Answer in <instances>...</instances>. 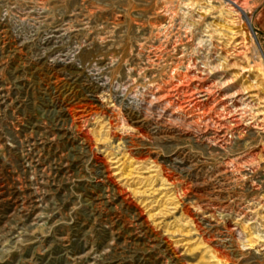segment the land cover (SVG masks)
<instances>
[{
	"label": "rangeland",
	"instance_id": "rangeland-1",
	"mask_svg": "<svg viewBox=\"0 0 264 264\" xmlns=\"http://www.w3.org/2000/svg\"><path fill=\"white\" fill-rule=\"evenodd\" d=\"M236 1L0 0V264H264V0ZM197 85L222 145L149 108Z\"/></svg>",
	"mask_w": 264,
	"mask_h": 264
},
{
	"label": "bare ground",
	"instance_id": "bare-ground-1",
	"mask_svg": "<svg viewBox=\"0 0 264 264\" xmlns=\"http://www.w3.org/2000/svg\"><path fill=\"white\" fill-rule=\"evenodd\" d=\"M234 5L236 6L235 9H240L242 11H244L245 9V5L242 4L240 0H237L236 2H232L231 7L232 6L234 7ZM232 25H234V22L232 23ZM239 37L241 36H239V34L235 32L233 33V36L230 39L235 42L239 40ZM243 46H244V40L242 37V39L239 40L238 43H236V45L233 46V50L236 53V55L238 56L240 55L241 53L240 50H242ZM167 92H168L167 93L168 95L166 94L167 97L165 96L164 97L167 99L165 103H168V105L165 106V108H162V105L164 103L156 104L157 103L156 99H154L156 101L154 100L150 102L148 101L149 108L162 109L161 117H168L170 118V120L172 119L178 120V122H180L184 127H187L189 130H192L193 132H195L196 134L200 136L207 137V135H209L211 131L220 129L221 130L220 132L218 130L215 132V134H217L216 135L217 144L222 145L225 143V141L227 140L226 138L227 132L225 133L224 129L229 130L227 128V125L229 124V122H225L223 121V119L221 120V118L211 115V111H214V108H211V109L207 108L209 103L210 104L212 103V96H211L212 94H211L210 87H207L204 85L202 86L197 85L195 86V90L188 91L189 96L188 97L184 96L185 98H179L178 96H177L178 98H176L173 96L174 94L172 95L170 91H167ZM153 96H155L156 98L157 94H153ZM200 110H201V113H198L197 111H200ZM235 121L236 120L233 118L230 124H236Z\"/></svg>",
	"mask_w": 264,
	"mask_h": 264
},
{
	"label": "crops",
	"instance_id": "crops-1",
	"mask_svg": "<svg viewBox=\"0 0 264 264\" xmlns=\"http://www.w3.org/2000/svg\"><path fill=\"white\" fill-rule=\"evenodd\" d=\"M258 26L260 28V31L263 33L264 35V9L262 10L261 12V15L259 17V20H258Z\"/></svg>",
	"mask_w": 264,
	"mask_h": 264
}]
</instances>
